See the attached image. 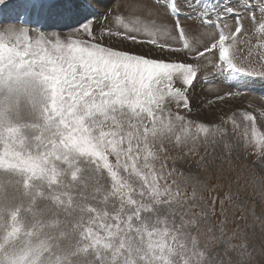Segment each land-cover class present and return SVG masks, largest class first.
I'll return each instance as SVG.
<instances>
[{
    "label": "snow or ice",
    "instance_id": "6c2138e0",
    "mask_svg": "<svg viewBox=\"0 0 264 264\" xmlns=\"http://www.w3.org/2000/svg\"><path fill=\"white\" fill-rule=\"evenodd\" d=\"M98 7L0 0V264H214L215 237L200 240L207 212L191 211L201 179L177 165L226 137L228 124L245 127L259 156L264 135L245 109L199 120L191 91L209 85L212 105L264 80V9L252 0ZM170 146L187 151L173 157Z\"/></svg>",
    "mask_w": 264,
    "mask_h": 264
},
{
    "label": "rangeland",
    "instance_id": "374dc122",
    "mask_svg": "<svg viewBox=\"0 0 264 264\" xmlns=\"http://www.w3.org/2000/svg\"><path fill=\"white\" fill-rule=\"evenodd\" d=\"M252 2L259 9H264L260 0ZM123 3L124 0H101V7L96 11L104 12L109 8L115 11L116 5ZM259 18L257 12V19ZM100 19L103 20L102 17ZM111 19L109 17V22ZM243 23L245 28L252 29L250 19L245 18ZM185 24L191 26L193 22L189 24V21H185ZM204 31L210 33L213 29L207 28ZM255 43L253 37V44ZM253 52L255 55L257 50L254 49ZM212 87L223 89V85L219 84ZM251 87L253 90L241 98L208 105L207 100L214 93L209 91V85L198 82L191 91L194 116L201 121L219 123L222 116L226 117L237 109H245L253 112L257 118V135H264V118L259 115L260 110L264 109V80H256ZM249 104L252 105L251 108L248 107ZM227 128L226 137L218 139L215 144L201 143L177 167L185 173L198 175L201 179V183L197 185V207L191 211L207 212V219L200 225V240L205 243L209 242V237H215L209 242V251L215 257L214 264H264V156H259L255 141L245 147L243 125L234 130L228 124ZM247 135L251 141L250 124ZM238 136L241 138L239 142ZM226 144L231 149L230 154ZM185 151L187 148L176 149L170 146L168 155L180 157ZM172 166L173 161L169 159L168 167ZM185 191L191 194L192 184H188ZM201 196L203 200H200ZM242 244L246 245L247 252L240 247ZM229 245L236 247L233 249Z\"/></svg>",
    "mask_w": 264,
    "mask_h": 264
}]
</instances>
